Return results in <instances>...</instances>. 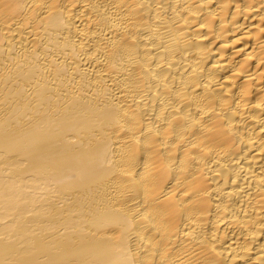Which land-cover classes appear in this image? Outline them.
<instances>
[{
  "label": "bare ground",
  "instance_id": "obj_1",
  "mask_svg": "<svg viewBox=\"0 0 264 264\" xmlns=\"http://www.w3.org/2000/svg\"><path fill=\"white\" fill-rule=\"evenodd\" d=\"M0 264H264V0H0Z\"/></svg>",
  "mask_w": 264,
  "mask_h": 264
}]
</instances>
